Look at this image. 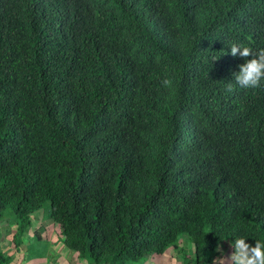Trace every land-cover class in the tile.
<instances>
[{
    "label": "trees",
    "instance_id": "16d2710c",
    "mask_svg": "<svg viewBox=\"0 0 264 264\" xmlns=\"http://www.w3.org/2000/svg\"><path fill=\"white\" fill-rule=\"evenodd\" d=\"M233 43L264 48V0H0L14 245L47 207L83 264H213L225 243L264 241V81L227 92L245 63ZM32 238L24 264L51 256Z\"/></svg>",
    "mask_w": 264,
    "mask_h": 264
},
{
    "label": "rangeland",
    "instance_id": "374dc122",
    "mask_svg": "<svg viewBox=\"0 0 264 264\" xmlns=\"http://www.w3.org/2000/svg\"><path fill=\"white\" fill-rule=\"evenodd\" d=\"M46 205L48 206V202L46 203ZM47 215H48V207L47 209L44 208L43 210H41V212L35 214V216L33 217L34 222H33L32 231L30 230L29 232L26 233L25 237L21 240V243L17 247L12 242L14 232H11L10 234L7 231L8 229H6L8 226V220H9L10 227H11L12 225L11 219L6 218L5 222H1L0 224V252H3L8 256L10 255L13 257V261L9 264H24L21 261L25 259L26 257V249L28 247V244L29 243L35 244V241H36L35 238H32V234L35 230L36 232L38 231L40 233L41 242L48 243V246H50V250L52 252H51V256L48 254V252L47 254L44 253L45 244H43V248H42L43 251L41 250L37 254L38 256L44 254L45 256H43V259H37L34 263L27 262V264H83L76 257H73L71 254L68 255V253L64 251L62 246H60V244L57 241L59 235H58V230L56 226L51 224L49 220H43L42 222V218L47 217ZM39 228L40 230H37ZM5 229H6V236L2 238L3 231ZM225 244H224L225 245L224 248L219 247L220 249H222V252L217 251V256L214 258V260H216V258L220 257L222 254L225 257L231 254L230 245L228 243H225ZM188 246L190 247H186L185 252H188L189 254H191L192 246L190 244ZM68 256L70 259H68ZM45 258L47 260H45ZM179 259L177 255L171 252L165 256H161L157 258L148 257L141 264H181V262H179L180 261Z\"/></svg>",
    "mask_w": 264,
    "mask_h": 264
},
{
    "label": "clouds",
    "instance_id": "9594fccd",
    "mask_svg": "<svg viewBox=\"0 0 264 264\" xmlns=\"http://www.w3.org/2000/svg\"><path fill=\"white\" fill-rule=\"evenodd\" d=\"M231 55L245 58V63L240 64L239 71L233 74L234 85L229 84L227 92H232L235 86L241 89L259 87L264 81V48L253 51L250 47L233 43ZM161 84L164 87H171L172 81L164 78ZM231 246L234 251L227 257L222 254L213 261V264H264V241L257 239L253 245L247 242L246 237H240ZM217 251L222 252V249L218 247Z\"/></svg>",
    "mask_w": 264,
    "mask_h": 264
},
{
    "label": "crops",
    "instance_id": "0c3cea01",
    "mask_svg": "<svg viewBox=\"0 0 264 264\" xmlns=\"http://www.w3.org/2000/svg\"><path fill=\"white\" fill-rule=\"evenodd\" d=\"M37 259H43V256H42L41 258H40V257H38V258H34V260H30V261H28V262H29V263H30V262H33V263H34ZM45 260H47V259L45 258ZM25 264H27V263H25Z\"/></svg>",
    "mask_w": 264,
    "mask_h": 264
}]
</instances>
